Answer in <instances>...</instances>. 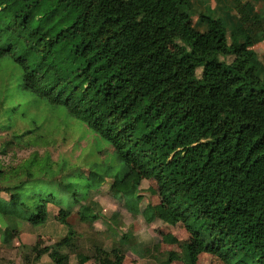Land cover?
<instances>
[{"label": "trees", "instance_id": "16d2710c", "mask_svg": "<svg viewBox=\"0 0 264 264\" xmlns=\"http://www.w3.org/2000/svg\"><path fill=\"white\" fill-rule=\"evenodd\" d=\"M131 1L171 35L177 55L160 41L139 48L97 0H0V62L10 57L22 90L65 108L121 162L115 172L92 171L87 179L63 164L48 170L50 156L0 167L2 241H14L23 223H46L52 203L68 237L76 236L73 213L82 223L100 219L99 204L83 203L91 190L107 182L117 197H136L145 174L163 200L148 203L143 218L184 224L191 242L165 238L182 247L184 264H198L202 253L224 264H264V65L251 59L242 61L243 72L234 66L243 47L264 41V9L254 14L250 1L235 0L239 20L230 31L211 15H202V30L189 23L193 0ZM33 123L5 144L0 138V154L33 133L39 127ZM69 194L72 203L60 205ZM23 258L42 264L34 252ZM95 264H125V255L100 248Z\"/></svg>", "mask_w": 264, "mask_h": 264}, {"label": "rangeland", "instance_id": "374dc122", "mask_svg": "<svg viewBox=\"0 0 264 264\" xmlns=\"http://www.w3.org/2000/svg\"><path fill=\"white\" fill-rule=\"evenodd\" d=\"M99 4L110 10L120 19V29L127 36L139 43V48H146L155 41L165 42L166 46L178 54L176 42L168 41L171 35L154 20L143 16L140 7L131 0H97ZM194 10L190 13L189 23L196 28L206 30L202 15L219 17L231 30L239 20L235 0H193ZM251 2L252 13H261L264 9L263 0H247ZM44 9L50 7L43 4ZM53 20H46L49 26ZM256 60L264 65V41L257 42L252 48L243 47L240 59L234 62L238 71L243 72L242 61ZM20 68L10 57L0 62V130L3 144L12 135L22 134L30 129L37 120L39 127L8 148L7 153L0 154V167L8 169L20 165L27 159L37 156L43 162L50 156L48 170L58 172L63 164L66 171L76 170L87 179L92 171L115 172L121 167L119 157L113 147L97 136L87 125L72 118L63 107L49 105L37 96L22 90L20 87ZM261 85H263L261 83ZM21 104L15 111L11 107ZM27 114V115H23ZM38 169V168H35ZM110 179V178H109ZM108 181H112L110 179ZM47 181L43 180L41 186ZM85 190V189H84ZM70 195V194H69ZM5 196V195H4ZM64 196V195H63ZM73 196L65 195L67 207L72 203ZM163 200V192L154 179L142 175L141 192L136 197L120 198L109 183H103L98 189L91 190L84 199L86 204H99L96 212L100 219L94 223H82L77 213L69 219V224L76 231V236L68 237V226L56 219L59 205H49V217L46 223L31 225L23 223L20 234L11 243H4L0 229V264H24V256L34 252L40 256L42 264H95L100 248L117 249L125 255V264H184L182 247L168 243L167 235H174L180 243L191 242L193 237L184 224L175 226L163 222L148 224L142 211L148 203L159 204ZM79 206L74 209L77 211ZM132 233L134 239L123 238L124 234ZM68 237V238H67ZM158 245V249L154 248ZM149 249L145 253V249ZM61 253L63 259L57 263L51 253ZM157 258H153L152 255ZM198 264H224L217 256L202 253Z\"/></svg>", "mask_w": 264, "mask_h": 264}]
</instances>
